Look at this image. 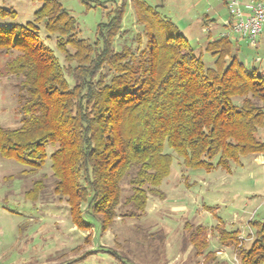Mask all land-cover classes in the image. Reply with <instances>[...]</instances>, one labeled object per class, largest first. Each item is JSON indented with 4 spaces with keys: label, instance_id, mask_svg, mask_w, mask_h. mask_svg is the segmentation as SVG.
<instances>
[{
    "label": "trees",
    "instance_id": "obj_1",
    "mask_svg": "<svg viewBox=\"0 0 264 264\" xmlns=\"http://www.w3.org/2000/svg\"><path fill=\"white\" fill-rule=\"evenodd\" d=\"M39 1L32 21L0 26V51L14 53L4 71L16 79L20 115L19 125H0V157L24 166L21 173H35L49 159L53 191L67 203L76 228L103 232L118 216L145 215L148 195L164 196L160 185L172 163L166 147L185 168L206 171L264 154V72L238 58L228 33L206 42L212 66L169 22L147 34L137 55L129 44L114 46L124 1L98 23L94 40L78 35L75 17L58 0ZM0 15L15 12L0 9ZM40 24L64 63L40 35ZM136 39L139 49L140 35ZM42 187L34 182L24 196L36 201ZM121 206L127 208L119 214ZM249 226L252 238L241 244L238 229L215 228L240 264H264V219ZM183 229L194 256L215 261L203 225L185 221ZM153 239L163 254L165 234Z\"/></svg>",
    "mask_w": 264,
    "mask_h": 264
},
{
    "label": "rangeland",
    "instance_id": "obj_2",
    "mask_svg": "<svg viewBox=\"0 0 264 264\" xmlns=\"http://www.w3.org/2000/svg\"><path fill=\"white\" fill-rule=\"evenodd\" d=\"M58 1L75 17L78 35L89 40L95 39L98 23L106 21L116 5L91 1L92 6L88 7L80 0ZM161 1L134 0L132 9L125 3L122 31L114 46L119 49L122 43L129 44L138 55L147 45V34L157 29L162 31L161 23L169 22L174 33L188 38L205 65L212 66L214 57L205 50V45L209 39L227 32L225 24L230 18L227 7L210 0L208 17L214 19V24L210 25L205 24L208 22L201 14L175 12L194 2V5L201 2L196 10L204 9L206 2L202 0H181L184 4L167 0L165 5ZM40 5L39 0H0V9L15 12L13 17L0 15V26L32 21ZM203 26L205 31L201 30ZM136 34L140 35L139 49H136ZM40 35L45 39L42 24ZM233 39L237 40L234 50L238 58L246 66H256L264 72V44L252 46L245 38ZM45 40L64 63L62 54L55 48L54 38ZM13 55L0 51V125L9 127L20 123L16 112V79L4 71L6 61ZM256 58L260 61L256 62ZM259 134L264 140V129H260ZM51 151L48 146L47 153ZM165 151L172 154V163L169 175L160 185L163 198L149 194L145 215L140 218L118 216L103 232L97 226L86 230L74 226L67 203L53 191L49 159L37 172L21 173L24 166L0 157V264H240L233 246L218 240L215 226L221 223L225 229H238L241 236H247L250 230L253 232L249 220L264 219V154L241 156L238 162L230 163L229 170L215 166L206 171L185 168L181 157L168 147ZM38 181L43 186L42 191L38 199L32 201L24 192ZM128 192V185L123 184L122 194ZM126 208L121 206L119 214ZM185 221L203 225L209 240L208 249L215 251V261L207 262L203 255L194 256L191 244L184 240ZM157 232L165 234L163 254L157 249L159 242L153 239Z\"/></svg>",
    "mask_w": 264,
    "mask_h": 264
},
{
    "label": "built area",
    "instance_id": "obj_3",
    "mask_svg": "<svg viewBox=\"0 0 264 264\" xmlns=\"http://www.w3.org/2000/svg\"><path fill=\"white\" fill-rule=\"evenodd\" d=\"M227 9L230 16L227 25L231 36L245 38L252 46L260 40L264 44V0H249L245 4V9L240 8L239 0H229ZM255 61L258 62L260 59L256 58ZM251 238V235L241 236L240 234L239 244Z\"/></svg>",
    "mask_w": 264,
    "mask_h": 264
},
{
    "label": "crops",
    "instance_id": "obj_4",
    "mask_svg": "<svg viewBox=\"0 0 264 264\" xmlns=\"http://www.w3.org/2000/svg\"><path fill=\"white\" fill-rule=\"evenodd\" d=\"M92 1H98V2H108V3H110V4H119L121 1H124L125 3H127V5L129 4V6L131 7V9H132V3H133V1L134 0H92ZM153 1V0H152ZM202 1H204V4H205V2H206V6L205 5H203V6H205L204 7V9H199V10H196V6L198 5V4H200L201 2H198V4L197 5H194V3H192V5L191 6H187L186 8H184V9H175V12L177 13V14H180V15H191V14H194V15H197V16H199V14H201V15H203V16H205L204 18V20L206 21V22H208V23H205V24H214V19L213 18H211V17H208L209 15H208V12H210V8H211V4H210V0H202ZM217 2H218V4L219 3H221V5H223V6H225V7H227V2L229 1V0H216ZM240 1V8H242V9H245V4L249 1V0H239ZM162 3L161 4H163V5H165V4H167L168 2H167V0H162L161 1ZM176 3H178V4H180V3H182V4H184L183 2H181V0H176ZM174 4V3H173ZM186 5H188L187 3H185ZM198 18V17H197ZM180 19H182V17L180 18ZM230 19V18H229ZM228 19V20H229ZM228 20L226 21V24H225V26L227 27V32L226 33H229V35L231 36V32H230V30H229V26L227 25V22H228ZM216 26V25H215ZM205 29V27L203 26V27H201V30L202 31H205L204 30ZM211 29H210V27H209V31H210ZM209 31H208V33H209ZM222 34H225V33H220L218 36H220V35H222ZM231 38H235V37H233V36H231ZM234 40V39H233ZM236 40V39H235ZM237 41V40H236ZM259 43H263L261 40L255 45V46H257Z\"/></svg>",
    "mask_w": 264,
    "mask_h": 264
}]
</instances>
